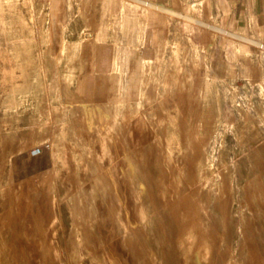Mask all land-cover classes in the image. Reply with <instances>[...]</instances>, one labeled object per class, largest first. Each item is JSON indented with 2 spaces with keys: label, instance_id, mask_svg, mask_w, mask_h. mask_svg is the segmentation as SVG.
<instances>
[{
  "label": "rangeland",
  "instance_id": "obj_1",
  "mask_svg": "<svg viewBox=\"0 0 264 264\" xmlns=\"http://www.w3.org/2000/svg\"><path fill=\"white\" fill-rule=\"evenodd\" d=\"M228 7L0 0V264H264V16Z\"/></svg>",
  "mask_w": 264,
  "mask_h": 264
},
{
  "label": "crops",
  "instance_id": "obj_2",
  "mask_svg": "<svg viewBox=\"0 0 264 264\" xmlns=\"http://www.w3.org/2000/svg\"><path fill=\"white\" fill-rule=\"evenodd\" d=\"M227 4L234 19L238 22H246L249 18H259L264 16V0H223ZM145 4H148L144 2ZM151 10H160L158 5L150 4ZM227 8V10H229ZM161 10L169 11L162 8Z\"/></svg>",
  "mask_w": 264,
  "mask_h": 264
}]
</instances>
